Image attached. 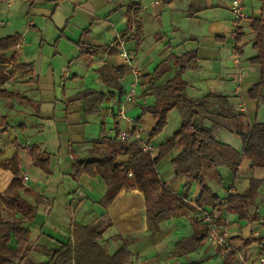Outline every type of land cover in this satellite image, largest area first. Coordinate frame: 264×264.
Masks as SVG:
<instances>
[{"label":"crops","instance_id":"crops-1","mask_svg":"<svg viewBox=\"0 0 264 264\" xmlns=\"http://www.w3.org/2000/svg\"><path fill=\"white\" fill-rule=\"evenodd\" d=\"M230 4L231 0H74L66 3L56 0H0V11L10 14V20L0 21V31L7 29V33L0 36V39L21 35V44L9 52V56L15 53L19 64L29 66L17 69L8 65L5 68V81L0 88L15 93L16 97L0 99V119L8 117L9 123L7 133L0 136V161L11 159L17 154L22 160L24 185L43 196L45 202H49L45 206L27 198L37 208L36 219L30 225L35 248L28 258L18 264L48 262L43 251L58 250L62 244L68 243L75 223L90 225L103 215L111 221L103 244L110 254H114L123 243L114 241L113 237L118 235L129 240L131 258L128 264H202L214 258L222 261L220 249L207 240L192 253L182 254L185 256H180L176 250L178 242L193 236V219H199L200 228L205 230L200 212L189 211L181 216H172L167 222L161 223L159 232L152 236L142 193L125 189L110 205L103 206L100 201L107 192L105 181L100 176L88 175L74 179L72 166L77 160L93 158L91 141L100 138L103 128L108 137H113L115 120L120 122L121 130L129 127V123L118 118L123 98L127 94L125 86L122 83L124 95L120 97L117 91L100 79L98 73L102 68L108 71L123 68L126 79L128 82L131 80L132 86L133 76L115 47L119 38L124 39L126 50L140 68L141 82L161 63L169 62L168 73L156 82L157 85L165 84L178 72L175 58L195 52V67L183 74L187 92L189 88L192 91L202 90L197 87L196 81L203 82L207 86V94L219 93L230 96L233 102L236 100L234 104L237 112L243 114L249 122L248 114L252 108L247 107L243 90L245 87L248 93L258 83L260 71L249 61L257 53L248 58L252 66L245 65L240 57L244 54L243 46L248 43L253 45L256 36L252 30L254 20H264V0H242L245 18L239 22L238 27L233 23ZM128 9H131V19ZM21 14H26L29 18L28 27L24 30L15 26V21L20 20L18 15ZM138 27L139 35L136 32ZM13 29L15 32L10 33ZM37 46H53L54 50L49 54L41 51L38 53ZM241 70L244 75L239 82L236 77ZM251 74L254 80L250 79ZM88 76L94 77L92 83L97 87L86 85L83 90L114 94L113 98L102 104L96 118L90 119L97 125L96 129H87L90 121H87L84 114V100L71 104L65 102L77 100L76 94L72 93L61 102L62 117L58 116L56 108H45L43 104L41 106V102L55 104L60 87H63L64 93L68 84ZM136 100L135 97L125 102L124 108L127 103L136 104ZM255 102L258 108L259 102ZM21 115L35 117L37 123H13L15 116ZM151 119L150 126L153 127L155 121L152 117ZM52 120L56 125L61 122L65 128H62L65 136L57 137L53 144L57 147L54 152H50L48 146L43 149L38 143L18 142L19 131L26 132L29 127L41 125L42 121ZM153 142L154 139L151 144L156 155L161 143L155 145ZM33 144L49 155L52 171L50 176L35 167L30 155L24 150ZM18 147L23 149L18 151ZM239 153H243V144L242 152ZM173 157L174 154H171L165 158L170 159V168L162 175L159 172L162 184L180 198L199 205L202 199L201 189L196 185L184 196L185 178L174 175L171 161ZM127 160V156H122L119 163ZM160 165L161 163L158 168ZM218 171L223 179L220 186L226 191L224 196L219 195L222 199L232 192L244 194L249 180L264 178V169L251 168L245 158H242L236 176L226 167H219ZM12 179L9 171L0 168V193L7 190ZM191 204L188 205L192 206ZM236 216L239 217L237 214ZM223 217L228 218L227 228L233 244L249 262L260 264L259 258L264 255L259 244V240L264 242V215L261 210L252 209L248 212L247 220L251 225L248 234L240 224L231 223L229 213L225 212L221 215ZM173 219H182L185 229L179 230L173 224H167ZM15 244L13 239L11 245L15 247Z\"/></svg>","mask_w":264,"mask_h":264},{"label":"trees","instance_id":"trees-1","mask_svg":"<svg viewBox=\"0 0 264 264\" xmlns=\"http://www.w3.org/2000/svg\"><path fill=\"white\" fill-rule=\"evenodd\" d=\"M130 13L131 9H128L129 19ZM252 30L256 35L253 48L257 54L249 61L259 68L260 75L258 83L248 91V97L264 104V20H254ZM136 32L137 35L140 34L139 27ZM21 41L22 37L19 34L0 39V87L5 81V68L8 65L17 69L29 67L19 64L15 53L9 56V52L19 46ZM196 59L195 52L175 58L178 72L163 85H157L156 82L168 73L169 62L161 63L150 76L143 78V82L142 76L140 77L138 85L143 88V97L155 98L154 104L142 105L141 114L131 119L138 126L146 115L154 119L155 125L148 130L149 139H143L144 141L151 143L164 130L172 110H178L181 117L180 127L173 137L159 145L156 155L144 151L136 140L123 139L120 122L115 120V135L108 137L103 128L100 138L91 141L93 158L77 160L72 166L74 179L88 175L100 176L105 181L107 192L100 201L103 206L110 205L125 189L142 193L145 197L147 222L152 236L159 232L161 223L172 216L195 211L192 206L185 203L184 198H180L162 184L158 166L171 154H174L171 160L174 175L185 178L184 196L190 193L193 185H197L202 191L199 205L210 212L218 223L225 212L237 214L240 219H247L249 209H258L254 199L264 178L249 180V187L244 194L232 192L225 199L212 191L210 181L222 185L219 167H226L236 176L242 158L250 163L251 168L264 169V122L256 121L249 124L246 117L237 112L230 96L208 93L200 98L191 97L187 92L183 74L195 67ZM98 73L108 87L117 91L120 97L124 95L122 81L126 78V72L123 68L113 71L102 68ZM113 96L112 92L102 94L87 91L84 95H79L77 100L85 101V113L91 115L99 113L102 104ZM14 97L15 93L0 88V99ZM8 129V117H3L0 119V136L7 133ZM221 130L240 137L243 144L242 154L219 140L218 134ZM21 149L23 148H17L18 151ZM24 150L30 155L35 167L41 169L47 176L52 174L50 157L46 152L41 151L36 144ZM122 156L128 157L127 162L119 163ZM21 166L22 160L17 154L11 159L0 161V168L9 171L13 176L7 190L0 193V264H18L28 258L35 248L30 225L36 219L37 208L27 198L33 199L36 204L45 206L49 204L44 201L43 196L24 185ZM200 223L199 219H193L194 234L176 244L177 252L190 254L206 240L209 241L207 231L200 228ZM110 227L111 221L106 215L90 225L75 223L68 243L62 244L58 250L43 251L49 259L43 264H128L131 258L129 240L118 235L113 237L114 241L123 243L114 254H110L103 244L104 235ZM13 239L16 241L15 247L11 245ZM259 244L264 253V242L259 240ZM219 251L223 252L221 249ZM222 263L238 264L237 256L225 253Z\"/></svg>","mask_w":264,"mask_h":264},{"label":"rangeland","instance_id":"rangeland-1","mask_svg":"<svg viewBox=\"0 0 264 264\" xmlns=\"http://www.w3.org/2000/svg\"><path fill=\"white\" fill-rule=\"evenodd\" d=\"M10 14L7 12H2L0 11V21H7L10 20ZM20 20L15 21V26L20 27V30H24L27 29L28 27V21L29 18L26 17V14H21L20 16L18 15ZM15 30L13 29L12 32L10 33H14ZM7 33V29H2L0 31V36H3ZM36 50L38 53H40V51L43 54H49V53H53L54 47H50V46H45L43 48H40L39 46L36 47ZM243 50H244V54L240 57V60L245 64V65H251L248 61V58L250 56H254L257 52L256 50L253 48V45L251 43L246 44L245 46H243ZM252 66V65H251ZM257 69H259L258 67H256ZM252 80H254L253 75H250ZM94 77L93 76H88L82 80H79L75 83L72 84H68L65 87V92L63 93V87H60L61 91H59V93L57 94V99L58 101L53 104L51 103L50 105L48 103L44 104L41 102V106L42 104L44 105V107H49V109H55L56 111L59 112L58 116L62 117V112L60 111V109L62 108L61 106V102H64L65 97L71 96L72 93L76 94V97H78L79 95H84L87 91L83 90L86 88V85H93V87H97L95 84L92 83ZM133 79V78H132ZM134 80V79H133ZM123 85L125 86V89L127 91V93L131 92L132 90V86H130L131 80H128L125 78L124 81H122ZM196 85L198 88L202 89V90H191L190 88L188 89V94L193 97V98H199V97H203V95L207 94V86L205 83L203 82H199L196 81ZM133 84V83H132ZM59 88V87H58ZM24 89V88H23ZM83 90V91H82ZM247 89H245L244 87V94L245 96L243 97L244 100L246 101L247 107L252 108L250 109V113L248 114V120L251 123H254L255 121L258 122H264V104L262 103H258L259 107L256 108V102L252 103L253 100H251L248 97V93L246 91ZM80 92V93H79ZM79 93V94H77ZM118 93V92H117ZM62 95V96H61ZM231 95V94H229ZM135 97L137 98L136 100V104L134 103H127L126 107L124 108V113H125V117L127 119H135L137 118L140 114H141V106L142 105H150V104H154L155 98L154 97H143L142 92H141V86L138 85V88L136 89V95ZM70 100L72 99L69 98ZM126 97L123 98V102H125ZM238 100V99H237ZM76 101H83V99L81 100H75V101H69V100H65V102L71 104L74 103ZM115 101H118V99H116ZM236 103V100L234 101ZM117 103V102H116ZM66 104V103H65ZM65 108V106L63 107ZM85 117L88 119L87 121H90L89 125H87V129L88 131L93 130L94 128H97V125L93 124V122H91V118H96V114H91V115H87L85 112ZM150 115H147L144 117L143 121L140 124V128L142 130L141 135L142 138L144 140H148L149 139V135H148V130L150 127H152L151 124V117H149ZM16 118L14 119L13 123H17L18 121L20 122H25L26 124L29 125V123H37V119H35V117L33 118L31 117H23L22 115L19 116H15ZM41 122V121H39ZM150 122V123H149ZM41 125H37L35 127H29V129L26 132H21L19 131L18 133V142L19 143H38L40 144V146L44 149L46 146H48L49 151L50 152H54L57 147L53 146V144L56 142V138H60L63 136H65V132L63 131V125L60 123H57V125L55 123H53V120L50 122L47 121H42L40 123ZM181 125V117H180V113L178 110H172L169 115H168V121H167V125L164 128V130L154 138V142L153 144H159V143H163L165 142L167 139L171 138L174 136L175 132L178 130V128ZM209 126V124H207ZM82 126V125H81ZM85 126V125H84ZM98 127H100L98 125ZM63 128V129H62ZM88 137H99V136H88ZM218 138L224 142L227 143L229 145H231L232 147L236 148L239 152H242V141L240 139V137H238L237 135L230 133L228 131L225 130H221L218 134ZM176 154V153H175ZM169 158L168 159H164L161 162L159 169V172L162 174H164V172L170 168V164H169ZM249 182V181H248ZM196 185H193V187ZM210 186L212 188V191L216 192L218 195L220 196H224L226 191L223 190L221 188V186L216 182V181H211L210 182ZM249 187V185H248ZM256 206L258 207L259 210H261L262 214L264 215V182L261 183V185L259 186L258 189V193L256 194V197L254 199ZM256 210V208H253ZM252 209H249V211H251ZM230 214V221L233 225H237L240 224V226H242L243 228H245L246 230V234H248L251 225L249 224L247 219H240L239 217L236 216V214L234 213H229ZM167 222V221H165ZM185 222L182 219H173L171 221H169L167 224H169L170 226H172V224L178 228L179 230L185 229ZM181 232V231H180ZM264 232V229H263ZM178 239V238H177ZM256 244V243H254ZM253 245V244H252ZM180 256H185L180 254ZM202 264H223L222 261L217 260V258L212 259L211 261H207V263H202ZM240 264V263H238Z\"/></svg>","mask_w":264,"mask_h":264},{"label":"built area","instance_id":"built-area-1","mask_svg":"<svg viewBox=\"0 0 264 264\" xmlns=\"http://www.w3.org/2000/svg\"><path fill=\"white\" fill-rule=\"evenodd\" d=\"M59 3H66L71 2L74 0H56ZM78 1V0H75ZM230 10L233 14V23L235 27H238L239 22L245 18V15L243 13V6H242V0H231L230 4ZM117 50L119 51L120 55L124 58L126 66L128 70L131 72L133 76V84H132V90L131 92L126 94V100L130 101L135 98L136 95V88L140 82L141 77V71L140 68L134 63L131 55L125 48V41L124 39L119 38L118 43L115 46ZM244 75L243 70L239 72L236 79L241 82V79ZM125 102H122L120 111L118 113V118L124 122L129 123V127L127 129L122 130L121 137L125 140H136L140 143L142 146V149L146 152H153L154 148L151 143L146 142L143 140L141 135V128L138 126L133 120H129L125 117V111H124V105ZM185 203L191 204L186 199H184ZM195 211L200 212L202 214V220L205 227V230L207 231L209 241L214 243L216 247L223 250L222 256H224L225 253H233L237 256L238 262L240 264H252L249 262L245 256L242 254V252L239 250L238 247H236L235 244L230 240L227 223L228 218L223 217L220 220V223L217 222L215 217L208 211L204 210L203 207H201L198 204H191ZM260 264H264V255L260 256L259 258Z\"/></svg>","mask_w":264,"mask_h":264}]
</instances>
